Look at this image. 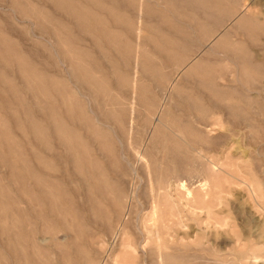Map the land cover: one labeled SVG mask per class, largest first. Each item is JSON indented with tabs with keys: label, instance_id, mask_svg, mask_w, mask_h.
<instances>
[{
	"label": "rangeland",
	"instance_id": "rangeland-1",
	"mask_svg": "<svg viewBox=\"0 0 264 264\" xmlns=\"http://www.w3.org/2000/svg\"><path fill=\"white\" fill-rule=\"evenodd\" d=\"M203 159L222 216L263 224L264 0H0V264H158L152 190ZM216 235L168 264H264Z\"/></svg>",
	"mask_w": 264,
	"mask_h": 264
},
{
	"label": "bare ground",
	"instance_id": "bare-ground-1",
	"mask_svg": "<svg viewBox=\"0 0 264 264\" xmlns=\"http://www.w3.org/2000/svg\"><path fill=\"white\" fill-rule=\"evenodd\" d=\"M244 1V0H243ZM244 3V2H243ZM242 3V4H243ZM242 7V6H241ZM177 68V67H176ZM175 68V69H176ZM179 68V67H178ZM180 70V68H179ZM183 71V70H182ZM178 73V72H176ZM171 81V80H170ZM168 84V83H167ZM170 86V85H169ZM167 87V86H166ZM167 89V88H166ZM168 90V89H167ZM172 91H174V89H172ZM172 93V92H171ZM171 96V94H168ZM173 96V95H172ZM171 96V97H172ZM168 99H170L168 97ZM166 111V110H165ZM164 111V112H165ZM168 112V111H167ZM197 117V116H196ZM163 119V118H162ZM200 119V118H198ZM193 120V119H192ZM201 120V119H200ZM160 121V120H159ZM163 122V121H162ZM165 122V121H164ZM193 122V121H192ZM198 122V121H197ZM196 122V123H197ZM185 123V122H184ZM194 123V126L195 124ZM160 124V123H159ZM162 124V123H161ZM160 124V125H161ZM183 123H181L182 125ZM186 124V123H185ZM180 125V124H179ZM178 125V126H179ZM198 125V124H197ZM159 126V125H158ZM160 127V126H159ZM162 127V126H161ZM164 127V126H163ZM162 127V128H163ZM167 127V126H165ZM180 128L183 127V126H179ZM193 127V126H192ZM191 127V129H193ZM196 127V126H195ZM194 127V129H195ZM184 128V127H183ZM199 128V127H198ZM154 129V128H153ZM167 129V128H165ZM185 129V128H184ZM193 129V132L195 131ZM197 129V128H196ZM156 130H157V127H156ZM168 130V129H167ZM186 130H189L186 129ZM185 130V131H186ZM202 130V129H201ZM210 130V129H209ZM231 130H234L233 128ZM173 131V129H172ZM198 131H200L198 129ZM203 131V130H202ZM208 131V130H207ZM153 132V131H152ZM196 132V131H195ZM232 134L235 132L231 131ZM154 133V132H153ZM164 133V132H163ZM176 133V132H175ZM184 133H187V132H184ZM189 133V131H188ZM187 133V134H188ZM198 133V132H196ZM200 133V132H199ZM198 133V135H199ZM207 133V132H206ZM174 134V133H173ZM192 134V133H191ZM191 134H189V137L191 136ZM195 134V133H194ZM201 134V133H200ZM229 134V133H228ZM167 135V134H166ZM193 135V134H192ZM208 135V134H207ZM230 137V135H228ZM187 137V138H189ZM192 137H195V136H192ZM191 137V138H192ZM208 137V136H207ZM164 138V136H163ZM197 138H200V136H197ZM193 139V138H192ZM208 139V138H207ZM162 140V139H161ZM169 140V139H167ZM195 140V139H194ZM211 139H209L210 141ZM164 141V140H163ZM162 141V142H163ZM170 141H173L172 139ZM177 141V140H176ZM180 141V140H179ZM188 141V140H187ZM190 141V140H189ZM192 141V140H191ZM212 141V140H211ZM215 141V140H214ZM161 142V141H160ZM193 142V141H192ZM197 142V141H196ZM207 142V140H206ZM175 143V142H174ZM199 144V142H197ZM211 143V142H209ZM207 143V144H209ZM170 144H173V142H171ZM169 144V145H170ZM178 144V143H177ZM191 144V143H190ZM180 145H181V141H180ZM179 145V146H180ZM195 146V143L193 144ZM182 146V145H181ZM227 146V145H226ZM163 147V146H162ZM169 147V146H168ZM175 147V146H174ZM165 148V147H164ZM163 148V149H164ZM170 148V147H169ZM173 148V147H171ZM170 148V149H171ZM179 148V147H178ZM186 148V147H184ZM142 149V148H141ZM144 149V148H143ZM188 149V148H187ZM190 149V148H189ZM192 149V148H191ZM197 149V148H196ZM145 150V149H144ZM166 150V149H165ZM173 150V149H172ZM178 150V149H177ZM181 150V149H179ZM193 150V149H192ZM191 150V151H192ZM195 150V149H194ZM198 150V149H197ZM202 150V149H201ZM168 151V150H167ZM176 151V150H175ZM172 152L173 155L174 153L176 152ZM183 151V150H182ZM181 152V151H180ZM195 153V151H193ZM171 153V155H172ZM179 153V151H178ZM202 153V152H201ZM142 153L140 152L138 155H136L137 159H135V156L131 159L134 160V162L136 163V161H141L143 157H141ZM145 154V153H144ZM180 154V153H179ZM172 155V156H173ZM201 154L198 155L197 153V156H200ZM177 156V155H175ZM180 156V155H179ZM201 157V156H200ZM202 157H203V154H202ZM201 157V158H202ZM209 157V156H207ZM205 157V158H207ZM174 158V157H173ZM200 158V159H201ZM204 158V157H203ZM221 158V157H220ZM176 158H174L173 160L176 162L175 160ZM181 159V158H180ZM225 157H224V162H225ZM136 160V161H135ZM204 162H203V166H205L204 168V175H201V176H195V175H191V174H188V175H191V176H187V178H181V177H176L175 178V181L172 182V183H175L174 184V188H173V191H170V187H164V186H157L156 189H151L154 193V203H153V206H152V210H151V213H152V219L154 220V222H152L155 227H156V242L157 243V259H156V262H158V264H168L167 262V258H170V257H167V251H169V249H174V246L176 247V244L178 245L180 243V241H183V240H187V239H191V241L193 240L198 247H201L203 249L204 246H208L210 245L211 247L213 246V244H211V241H209L208 239V236H209V233H210V230H212L213 232H215L218 236L219 234H222L226 237V240L224 242L225 243L224 245H226V247L228 248V251L229 254H232V253H235L237 252L239 249L238 248H243L242 251L238 252L240 253L241 257L239 259V261H242L244 258H249L251 257L252 259H262L264 260V242L261 241V239L264 237V223L261 224V225H255L252 224V226L249 224V231L248 232H244L242 233V231H238L235 226H234V222H231L232 220L228 218V216H222V209H221V205L223 204L222 201L224 202L223 200V194L224 193H228V190L227 188L224 189V188H220L219 185H213L211 186V181L212 183L215 182L219 176H223L222 175V169H226V167H223L224 166V163H217L216 164V161L214 160V162L212 160H209V159H203ZM201 160V161H203ZM129 161L131 162L132 160L129 159ZM133 162V163H134ZM155 161H153L152 163H154ZM178 162V161H177ZM222 162V160H221ZM141 163V162H140ZM174 163V162H173ZM172 163V164H173ZM191 164V162H189ZM195 163V161H194ZM137 164V163H136ZM143 164V163H142ZM155 164V163H154ZM153 164V165H154ZM158 164V163H157ZM176 165V163H174ZM178 165H180L181 163H177ZM183 164V163H182ZM187 164V163H186ZM227 164V163H226ZM134 165V164H133ZM139 165V163H138ZM150 165V164H149ZM174 165V166H175ZM195 165V164H194ZM161 166V165H159ZM183 166V165H182ZM193 166V164H192ZM235 166V165H234ZM131 167V166H130ZM148 167H151L152 169V166H148ZM163 167V166H162ZM179 167V166H178ZM197 167V166H196ZM194 167V168H196ZM142 168H145V167H142ZM155 168V167H154ZM160 168V167H159ZM194 168H190V171L191 169L194 170ZM157 168H155L156 170ZM185 171L186 169L183 168ZM182 169V170H183ZM131 170V169H130ZM134 170V169H133ZM180 170V172L182 171ZM237 170V169H236ZM137 171V170H136ZM162 171V170H161ZM196 171V170H195ZM193 171V172H195ZM222 171V172H221ZM226 171H229L228 169ZM192 172V171H191ZM198 172V171H197ZM221 172V174H220ZM159 173V172H158ZM161 173V172H160ZM164 172H162V175H163ZM189 173V172H188ZM225 173V172H224ZM223 173V174H224ZM137 174V173H136ZM154 174V173H153ZM152 174V175H153ZM186 174V173H185ZM193 174V173H192ZM220 174V175H219ZM226 174V173H225ZM224 174V175H225ZM169 175V174H168ZM174 175V174H173ZM171 175L174 179V176ZM147 176V175H146ZM179 176V175H178ZM183 176V174H182ZM225 176H228L225 175ZM135 177V176H134ZM153 177V176H152ZM157 177V176H156ZM156 177H154L156 179ZM224 177V176H223ZM222 177V178H223ZM236 177V176H235ZM142 178V177H141ZM158 178V177H157ZM165 178V177H164ZM170 177L168 176V179ZM221 178V179H222ZM241 178V177H240ZM259 178V177H258ZM151 179V177H150ZM154 179V180H155ZM139 180V179H138ZM152 180V179H151ZM214 180V181H213ZM220 180V178H219ZM218 180V181H219ZM223 180V179H222ZM221 180V181H222ZM230 180V179H229ZM140 181V180H139ZM145 181V180H144ZM148 181V180H147ZM156 181V180H155ZM167 181V180H166ZM218 181H216L215 183H217ZM225 181V180H223ZM258 181V180H257ZM260 181V180H259ZM254 182V181H253ZM251 182V183H253ZM155 183V182H154ZM157 183V182H156ZM219 183V182H218ZM217 183V184H218ZM222 183V182H221ZM226 183V182H225ZM236 185H237V182H235ZM255 183H260V182H256ZM158 184V183H157ZM239 184V183H238ZM250 184V183H249ZM135 185V184H134ZM141 185V184H140ZM168 185V184H167ZM224 185V184H223ZM254 185V184H252ZM257 185V184H256ZM147 186V185H146ZM151 186H154L153 185V181L151 182ZM251 186V184H250ZM255 186V185H254ZM252 186V187H254ZM139 185L136 187L138 188ZM251 187V188H252ZM144 188H146L144 186ZM152 188V187H151ZM169 188V189H168ZM238 188V187H237ZM250 188V189H251ZM258 189V188H257ZM260 189V188H259ZM264 188H262L261 190H256L255 187L251 189V194L250 192L248 194H250V199H252L253 201V208L259 210L262 212L263 216H264ZM144 190V189H143ZM137 192V190H135ZM134 191V192H135ZM139 191V190H138ZM145 191V190H144ZM143 192V191H142ZM173 192V194H172ZM224 192V193H223ZM139 193V192H138ZM152 194V193H151ZM222 194V196H221ZM132 195V194H131ZM225 195V194H224ZM227 195V194H226ZM136 197V196H135ZM131 198V197H130ZM134 197H132L133 199ZM136 199V198H135ZM227 199V198H226ZM228 200V199H227ZM128 202V201H127ZM251 202V201H250ZM223 206V205H222ZM222 211V212H221ZM124 212V211H123ZM129 212V211H128ZM121 213V212H120ZM130 213V212H129ZM147 213V212H146ZM124 214V213H123ZM138 214V213H137ZM118 215V214H117ZM122 215V213H121ZM151 216V215H150ZM118 217H120L118 215ZM121 219V217H120ZM119 219V220H120ZM150 219V217L148 218ZM185 219V220H184ZM188 220H192L193 222V225L192 226H189L186 224V221ZM252 221V220H251ZM148 222V221H147ZM136 223H138V221L136 220ZM121 224V223H120ZM119 224V225H120ZM143 224V223H142ZM148 225V223H146ZM150 224V223H149ZM246 224V223H245ZM151 225V224H150ZM123 226V225H122ZM138 226V225H137ZM247 226V225H246ZM119 227V226H118ZM117 227V228H118ZM152 227L154 226H150L149 229H151ZM147 228V227H146ZM67 230H69L68 228H66ZM65 229V230H66ZM138 229V228H137ZM140 229V228H139ZM144 229V232H145V228ZM190 229V230H189ZM192 229V230H191ZM239 229V228H238ZM119 230V229H118ZM153 228L151 229L150 232H155V228H154V231H152ZM241 230V229H239ZM70 231V230H69ZM139 231V230H138ZM141 231V230H140ZM139 231V233H140ZM147 231V230H146ZM191 231V232H189ZM125 234V233H124ZM148 234V232H147ZM212 234V232H211ZM151 236H153L152 234H149ZM216 235V236H217ZM148 236V235H147ZM155 236V235H154ZM221 239V238H220ZM155 240V239H154ZM190 241V240H189ZM222 241V240H221ZM185 242V241H184ZM187 242V241H186ZM185 242V243H186ZM128 244V243H127ZM126 244V245H127ZM125 245V246H126ZM184 246H186L185 244H183ZM189 245H190V242H189ZM188 245V246H189ZM223 245V246H224ZM139 246V244H138ZM191 246V245H190ZM206 246V247H207ZM220 246V244H219ZM179 247V246H178ZM195 248V246H193ZM214 247V246H213ZM213 247L210 249H207L209 252L210 250L212 251H215L213 250ZM123 248V247H122ZM129 248V247H128ZM185 248V247H184ZM187 248V246H186ZM191 248V247H190ZM193 248V249H194ZM205 248V247H204ZM222 248V247H221ZM188 249V248H187ZM193 249L191 248V251L192 253L193 252ZM216 249V252H214V254H216L215 258L213 259H208V260H219L220 256H223L221 253L222 250H217ZM224 249V248H223ZM125 250V249H124ZM129 250V249H128ZM186 250V249H184ZM201 250V249H200ZM173 251V250H172ZM197 251V250H196ZM170 252V251H169ZM177 252V251H176ZM181 252V250H180ZM200 252V251H199ZM175 253V251L172 252V255ZM178 253V252H177ZM188 253H191L188 251ZM196 253V252H195ZM156 254V253H155ZM171 254V252L169 253ZM184 254V252H183ZM187 254V253H185ZM184 254V255H185ZM213 254V255H214ZM154 255V254H153ZM177 255V254H176ZM179 255V254H178ZM183 255V256H184ZM189 255V254H188ZM155 256V255H154ZM171 256V255H170ZM174 256V255H173ZM180 256H182L180 254ZM190 256V255H189ZM193 256V255H192ZM212 256V255H211ZM231 256V255H230ZM188 257V256H187ZM191 257V256H190ZM118 258V257H117ZM182 257H180L181 259ZM239 258V257H238ZM155 259V258H154ZM172 259V258H170ZM179 259V258H178ZM201 259V258H200ZM205 259V258H204ZM258 259V260H259ZM175 260V258H174ZM193 260V259H192ZM246 260V259H245ZM178 261V260H176ZM195 261V260H193ZM203 261V259H202ZM223 261V260H222ZM220 261V262H222ZM117 262V261H116ZM155 262V261H154ZM180 262V261H179ZM178 262V263H179ZM191 262V261H190ZM200 262V260L198 261ZM197 262V264H198ZM145 263V262H143ZM172 263V262H171ZM170 263V264H171ZM177 263V264H178ZM187 263V262H186ZM189 263V262H188ZM193 263V262H192ZM191 263V264H192ZM204 263H206V261H204ZM208 263V262H207ZM210 263V262H209ZM239 263V262H238ZM140 264V263H139ZM156 264V263H155ZM222 264V263H221ZM226 264V263H225ZM248 264V263H247Z\"/></svg>",
	"mask_w": 264,
	"mask_h": 264
}]
</instances>
